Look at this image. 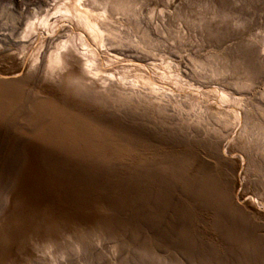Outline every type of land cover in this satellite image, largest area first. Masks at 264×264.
Wrapping results in <instances>:
<instances>
[{"label":"rangeland","instance_id":"1","mask_svg":"<svg viewBox=\"0 0 264 264\" xmlns=\"http://www.w3.org/2000/svg\"><path fill=\"white\" fill-rule=\"evenodd\" d=\"M64 1L0 0V264H186L200 260L201 248L221 251L225 264L232 243L214 227L217 208L186 193L201 185L197 170L209 175L212 196L219 193L213 203L225 210L219 201L231 199L241 229L263 242L264 0H148L142 25L172 31L152 34L161 41L152 54L97 48L59 18ZM37 8L52 28L27 32V11ZM91 49L95 77L84 71ZM37 53L39 61L66 55L60 83L39 62L28 69ZM238 60L254 72L249 89L237 86L240 73L214 78L199 68ZM120 76L161 87L172 124L191 118L192 104L202 114L239 111L241 121L193 124L187 133L196 138L165 134L155 113L124 121V112L83 95L87 78L100 86Z\"/></svg>","mask_w":264,"mask_h":264},{"label":"bare ground","instance_id":"2","mask_svg":"<svg viewBox=\"0 0 264 264\" xmlns=\"http://www.w3.org/2000/svg\"><path fill=\"white\" fill-rule=\"evenodd\" d=\"M147 1L148 0H65L58 7L57 13L60 14L59 18L74 22L77 28L81 31L78 35L81 36L85 34V38L86 36L89 37L96 44V46H99L97 48L114 46L119 49L140 50L142 52L152 54L153 52L158 51L161 44V41L155 39L152 34L159 33V38H161L168 32H171L172 34V31L170 28L168 30H159L156 27L150 29L149 27L142 25L144 17L142 15L144 14L142 10ZM154 11L155 9H149L146 13L148 20L151 19ZM160 13H163V11H160ZM26 16L25 29L27 32L35 31L37 26L39 27V30L45 31H47L50 27L52 28L53 23H50L46 16L41 17V8H37L36 10L34 9L33 12L27 11ZM56 27H58V25H56L55 28ZM177 34L178 33L173 34L176 39L178 38L176 36ZM64 43H66V41H64ZM62 47H65V44H63ZM9 50L11 51V49ZM86 52L93 58V61L90 59L86 60L85 66L87 67L84 71L85 73L95 77L99 74V68L95 62L96 51L91 49ZM65 56L66 55H62L61 53H55L54 55L49 53L45 54L41 61H39L40 58L37 53L32 56L27 67L29 70H34L33 72H35L39 66L38 64L40 63V66H42L45 70L46 76L53 78L52 80L55 83H60L61 80L58 78L59 76H56L55 74L59 69H61V64H64ZM10 58L12 59V57ZM137 62L140 63L139 60H137ZM199 66L201 69L208 68L211 73L210 76L214 78H221V76L228 74V72L240 73L244 76V80L242 83L237 84L239 89H249L254 79V72L251 68H248L242 60H238L230 65L227 64L226 61H223L221 65L216 67H214V64L212 63L200 64ZM45 73L43 74L45 75ZM125 80L127 79L123 76H120L117 79L104 77L101 78L100 83H102V85L92 86V84L95 83L87 78V83L80 85L81 87L85 86V92H83V95L89 92L86 95H91L95 103L111 110L120 111L121 113L124 112L122 115L125 117L124 121L128 119L133 120L135 115L146 118V113H151L152 115L153 113L157 114L159 120H161V128L165 134L175 135V133L178 132L186 134L187 131L191 129L193 124V126L197 128L195 130H199L198 128H203V124L207 123V121L208 123L209 121H213L217 126L220 125L221 128L231 126L235 122L240 123L241 121L239 111L232 109L224 113L217 112L202 114L200 111L201 108L192 104L190 106L191 118H181L178 120L179 122L177 124H174L175 122L172 124V122L169 121L170 119L166 116V106L162 104L163 102L160 100L161 98L159 99L160 95L165 94L163 93L164 90L161 87H158L149 79L142 76H138L135 80L129 81L128 84H126L127 81ZM1 82L5 83L6 81L2 80ZM220 99L224 102L233 104L238 103V100L234 98H227L224 95H221ZM177 107L179 108L180 106H176V108ZM226 117H228V119ZM211 125L214 126V124ZM206 126L209 125L207 124ZM206 126L205 128L208 129ZM207 129L206 132L205 130H203V132L207 134L210 131L213 132V130ZM218 131L215 132L217 133ZM191 134L192 132H189L186 135L187 137H192L195 134L194 138L198 137L196 132H193L192 135ZM239 144L241 147H245L243 143L239 142ZM195 176H197V180L201 182V185L186 187V193L190 199L201 200L205 206H213L217 208V214L214 218V227L221 230V233L227 242L232 243L230 249L225 252V264H264V239L263 242H258L250 235H246L250 232L241 229L238 219L233 216L241 213L240 209L236 207L231 199L227 198L226 193H224L221 189L218 190L226 196L227 202L225 203L222 199L219 203L223 204V208L225 210L220 209V205L213 203L219 193H216L215 198L212 196V183L207 181L209 175H205V173L197 170ZM6 200L7 197L4 196L1 204H6ZM228 209H231L230 213L226 211ZM182 229L185 228L182 227ZM234 243L236 245H234ZM237 245H239L240 251L237 248H233ZM198 252L201 254L200 260L197 262H190L189 259H193V257H187L189 262L186 264H218L216 256L219 257L222 255L223 257L224 255L221 251L213 252L209 249L206 250L202 248ZM208 255L209 258H207Z\"/></svg>","mask_w":264,"mask_h":264}]
</instances>
